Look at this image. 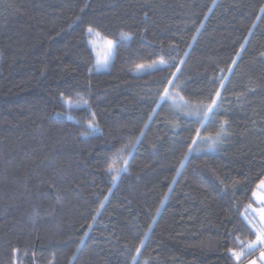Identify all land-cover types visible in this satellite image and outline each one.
<instances>
[{"label": "trees", "instance_id": "obj_1", "mask_svg": "<svg viewBox=\"0 0 264 264\" xmlns=\"http://www.w3.org/2000/svg\"><path fill=\"white\" fill-rule=\"evenodd\" d=\"M263 180L264 0H0V264H244Z\"/></svg>", "mask_w": 264, "mask_h": 264}, {"label": "snow or ice", "instance_id": "obj_2", "mask_svg": "<svg viewBox=\"0 0 264 264\" xmlns=\"http://www.w3.org/2000/svg\"><path fill=\"white\" fill-rule=\"evenodd\" d=\"M87 33H88L89 37H91L92 35H95L97 37L100 36L99 32H94V29H93V27L91 25H89V27L87 28ZM121 38L124 39V40L131 39V37L128 36L127 34H125V33H121ZM89 42L91 43V40ZM107 46L108 47H107V52H106V55H105L104 66L107 65L108 59L111 57V55L113 53V41L112 40H108L107 41ZM160 63L162 65L163 61L161 60ZM138 67H143V66L139 65ZM97 70L99 71L100 68L98 67ZM169 83L172 84L173 81H169ZM167 92H168V89H165V94H167ZM219 96H220V93L217 92V97H219ZM61 99L63 100L64 104L67 105L69 108L78 107L79 106L78 104L74 103L71 99H64L63 97ZM83 104L87 105V101H83ZM217 106H218L217 105V100L213 99L211 104H209L207 106V110L203 112L204 119H201L199 121V123L201 124V128H198L196 130V135H197L198 138H201V136H200L201 129L205 126V120L210 118V114L212 116L215 115V109H216ZM153 111H155V110H153ZM194 114L197 115V116H200V112L199 111H196ZM98 127L99 126L95 123V116L93 115L92 118L87 122L88 132L86 134L87 135L94 134L98 130ZM223 132H224V127H223V123H222L221 127H220V130L216 132L215 136L209 135L208 137L201 138V140H202V142L207 143V145H208V147L210 149L214 148V146L220 142L221 135H222ZM137 139H139V138H137ZM193 143L194 144L197 143V140H193ZM186 156H187V154H186ZM120 158L123 159V162L126 165L127 162H128L127 158H124V157H120ZM121 170L122 169L113 168V167L109 166V168L107 169V172L109 174H112V179L115 181V179L117 178V175L119 174V172ZM123 170H126V169H123ZM258 187L264 188V181H261V183H260V185ZM253 195L256 196V193L254 192ZM260 199L262 201H264V195H262L260 197ZM245 219H247V216H245ZM261 220L264 221V210H262ZM256 233H257L256 234V240L251 242V243H249L246 248H242L240 250V252H236V251H233L232 249H229V251L231 252L232 256L235 257V259L237 261H239L241 259V256L251 253V251H253L258 245L259 246H264V229L256 230ZM141 243H143V241H141ZM136 251H137V253H139L140 249L138 248ZM133 259H135V257H133ZM261 259H264V250L261 251ZM253 264H255V262H253Z\"/></svg>", "mask_w": 264, "mask_h": 264}, {"label": "rangeland", "instance_id": "obj_3", "mask_svg": "<svg viewBox=\"0 0 264 264\" xmlns=\"http://www.w3.org/2000/svg\"><path fill=\"white\" fill-rule=\"evenodd\" d=\"M90 40H91L90 47H91V51L93 53V56H94L97 64L100 67H102V68H100V70H103V69H105L104 61H105V55H106L107 47H108L107 46V41L102 39L101 37H97L95 35H92L90 37ZM113 48H114V45H113ZM111 57H112V55H111ZM111 57L108 59V63L107 64H109V62L111 60ZM160 100L166 101L171 107L182 111L184 113L182 115H184L185 117H188V118H197L196 117L197 115L194 114L196 111H199L200 113H202L201 112L202 110L200 111L198 107L197 108L193 107L192 104H189L188 106H185L186 101H184V99L180 95H178L176 92H174L173 90H169L168 89L167 94H165L164 97L161 98ZM200 116H202V115H200ZM205 124H208L209 128L207 130L208 132H207L206 136H204V137H208L209 135L215 136V134L210 133V129H212V127L216 128V130H218V131L220 130L219 127H216L215 125H213V123L211 122L210 118L205 120ZM222 135H223V133H222ZM222 135H221L220 142L218 144H216V148L213 151H210L212 148L210 149L208 147L207 143L202 142L201 138H204V137L198 138L197 139V142H198V147H197L198 151L197 152L210 151V153H212V152L215 153L217 151V149H218V145L221 144ZM258 186H257V188L255 190L256 196L253 195V197H254V201L259 206L258 207H252L251 206L249 209H251L250 211L252 213H254V215L256 216L255 221H256L257 224L260 225V229H264V221L261 220L262 210H264V201H262L260 199V197L262 195H264V188H260ZM258 247H261V246L258 245L256 248H258ZM262 250H264V246H263ZM261 251L251 261L246 262L244 264H253V262H255V264H264V259H261ZM242 258H243V256H241V259ZM233 260H234L235 263H238L240 261V260L237 261L235 259V257H233Z\"/></svg>", "mask_w": 264, "mask_h": 264}]
</instances>
